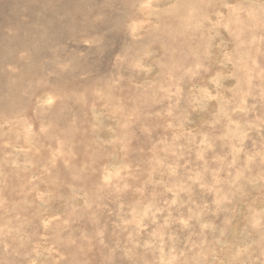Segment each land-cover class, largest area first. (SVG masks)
Returning a JSON list of instances; mask_svg holds the SVG:
<instances>
[{
	"label": "clouds",
	"instance_id": "obj_1",
	"mask_svg": "<svg viewBox=\"0 0 264 264\" xmlns=\"http://www.w3.org/2000/svg\"><path fill=\"white\" fill-rule=\"evenodd\" d=\"M0 264H264V0H0Z\"/></svg>",
	"mask_w": 264,
	"mask_h": 264
}]
</instances>
